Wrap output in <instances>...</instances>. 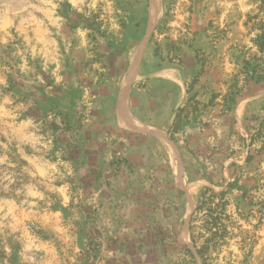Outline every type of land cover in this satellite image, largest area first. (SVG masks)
Returning <instances> with one entry per match:
<instances>
[{"label": "rangeland", "instance_id": "rangeland-1", "mask_svg": "<svg viewBox=\"0 0 264 264\" xmlns=\"http://www.w3.org/2000/svg\"><path fill=\"white\" fill-rule=\"evenodd\" d=\"M155 1L0 0V264H203L205 187L231 201L211 263L264 264V0Z\"/></svg>", "mask_w": 264, "mask_h": 264}, {"label": "trees", "instance_id": "trees-1", "mask_svg": "<svg viewBox=\"0 0 264 264\" xmlns=\"http://www.w3.org/2000/svg\"><path fill=\"white\" fill-rule=\"evenodd\" d=\"M198 76L194 78L196 81ZM192 86L188 89L190 95L193 91ZM228 100L235 101L234 98L226 96L223 110L230 111L231 105L227 104ZM201 103L197 100V95H190L186 104L180 106L176 112L175 119L169 129V136L172 140L176 139V133L180 131L184 121L190 122L191 115L200 110ZM231 204L225 190L216 191L212 187H205L201 198L192 214L190 220L191 240L198 253L202 258L203 264H212V251L216 249L226 239L228 225L225 220H230V216L225 213L228 205ZM150 235V241L153 245L169 244V234L161 226L155 225L153 230L145 233ZM191 253L192 250L188 249Z\"/></svg>", "mask_w": 264, "mask_h": 264}, {"label": "bare ground", "instance_id": "bare-ground-1", "mask_svg": "<svg viewBox=\"0 0 264 264\" xmlns=\"http://www.w3.org/2000/svg\"><path fill=\"white\" fill-rule=\"evenodd\" d=\"M155 5H159V1L158 0H156L155 1ZM154 15V14H153ZM154 20L155 19H153V23H154ZM141 51H142V48L139 50V52H138V54H137V57H136V59L138 60V58H139V56H140V53H141ZM136 60V61H137ZM135 67H136V65H135ZM135 67L132 69V72L135 70ZM131 72V73H132ZM127 85H125V87H124V89H125V91L127 90ZM125 91H124V95H123V100H122V106H121V109H123L124 110V112H126V114H127V116H129L130 115V113H129V108H128V106H127V97H126V94H125ZM122 123V125H124V126H127V127H131V128H135V129H149L148 127H146V126H143L140 122H138L137 120H135V119H132V121H122L121 122ZM151 129V128H150ZM162 138H163V140L165 141V143H167L168 144V146H169V148H171L172 149V151L174 152V154L176 153V151H175V148H174V145L171 143V141H169V139L167 138V136L166 137H164L163 135H162ZM177 174H178V176L180 177V172L178 171L177 172ZM191 189V188H190ZM193 192V190L191 189L190 190V193H192ZM189 201V200H188ZM194 204H195V201L193 200V198H192V194H191V198H190V202H189V204H188V213L187 214H189L190 212H191V210L193 209V207H194ZM189 237V236H188Z\"/></svg>", "mask_w": 264, "mask_h": 264}, {"label": "crops", "instance_id": "crops-1", "mask_svg": "<svg viewBox=\"0 0 264 264\" xmlns=\"http://www.w3.org/2000/svg\"><path fill=\"white\" fill-rule=\"evenodd\" d=\"M189 73H190V75H192L193 72H189ZM153 99H155V97H153ZM171 105H172V101H171V103L168 102V101H165V103H164V106H165V107H169V106H171Z\"/></svg>", "mask_w": 264, "mask_h": 264}]
</instances>
